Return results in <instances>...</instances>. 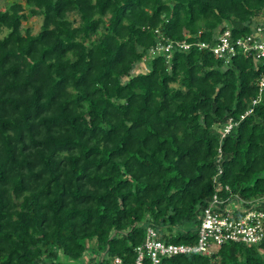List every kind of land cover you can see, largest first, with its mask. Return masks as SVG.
Masks as SVG:
<instances>
[{"label": "trees", "instance_id": "trees-1", "mask_svg": "<svg viewBox=\"0 0 264 264\" xmlns=\"http://www.w3.org/2000/svg\"><path fill=\"white\" fill-rule=\"evenodd\" d=\"M2 1L0 264L133 263L149 228L194 245L218 186L264 211V57L197 46L264 39V0ZM159 259L264 264V239Z\"/></svg>", "mask_w": 264, "mask_h": 264}, {"label": "built area", "instance_id": "built-area-1", "mask_svg": "<svg viewBox=\"0 0 264 264\" xmlns=\"http://www.w3.org/2000/svg\"><path fill=\"white\" fill-rule=\"evenodd\" d=\"M261 29L247 37L232 38L231 28L228 24L220 31L212 42H199L197 46L202 49H209L218 58L226 61L237 54L240 48L244 54L255 50L258 58L264 57V39L261 38ZM190 44L182 43L180 47L184 50L190 49ZM172 42L158 43L150 51V55H165L170 58ZM260 87H264V76L260 79ZM262 90V89H261ZM258 102L255 100L254 103ZM251 110L247 112L249 114ZM232 123L228 124L224 132H228ZM222 157L219 156L218 163ZM222 168H219V173ZM230 194L221 197L218 194L222 187H217V193L213 195L210 204L203 208L198 224V238L194 245L166 244L159 240L158 232L154 228L148 229V235L144 245L137 247V259L133 263L124 262L121 258H115L114 264H144L147 256L152 264H159V256H172L180 253H204L210 255L216 252L227 242L245 243L247 245L259 244L264 239V211L251 208L247 204L251 202L242 199L238 194L233 193L228 185L224 187Z\"/></svg>", "mask_w": 264, "mask_h": 264}, {"label": "rangeland", "instance_id": "rangeland-1", "mask_svg": "<svg viewBox=\"0 0 264 264\" xmlns=\"http://www.w3.org/2000/svg\"><path fill=\"white\" fill-rule=\"evenodd\" d=\"M14 0H10V2H12ZM15 1H20L23 2L25 4V0H15ZM6 1H2L0 3V6L3 7L5 5ZM26 11L28 12V9L26 8ZM41 22L42 19L41 17L38 16H32L29 12H28V20L24 23L23 27H29L32 30V33L35 34L37 32H39L40 30V26H41ZM147 71L146 69V65L143 63L137 65L135 72L139 73V72H145Z\"/></svg>", "mask_w": 264, "mask_h": 264}]
</instances>
